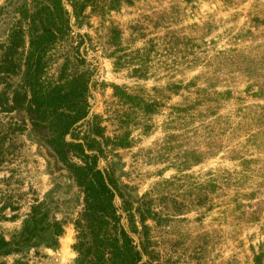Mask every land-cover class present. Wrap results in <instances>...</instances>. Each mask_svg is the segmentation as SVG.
<instances>
[{
	"label": "rangeland",
	"instance_id": "obj_1",
	"mask_svg": "<svg viewBox=\"0 0 264 264\" xmlns=\"http://www.w3.org/2000/svg\"><path fill=\"white\" fill-rule=\"evenodd\" d=\"M46 4L0 0V44L22 10ZM71 25L49 74L69 60L90 76L91 115L113 144L99 169L116 178L115 206L138 247L123 204L140 232L141 212L150 228L142 264H264V0H96ZM18 68L0 73L9 100L23 90ZM115 86L153 111L123 104ZM10 122L24 127L0 163V238H17L37 202L64 233L56 247L48 233L0 264H89L74 250L82 192L24 112L0 114Z\"/></svg>",
	"mask_w": 264,
	"mask_h": 264
},
{
	"label": "trees",
	"instance_id": "obj_2",
	"mask_svg": "<svg viewBox=\"0 0 264 264\" xmlns=\"http://www.w3.org/2000/svg\"><path fill=\"white\" fill-rule=\"evenodd\" d=\"M45 1L47 4L32 14L22 10L19 23L11 30L6 43L0 44L3 49L0 73L9 74L19 65L24 71L22 92H15L12 100L0 93V114L24 112L33 130L45 134L47 146L69 170L82 192L84 211L76 225L80 232L74 247L81 260L89 259V264H142L144 256L152 257L150 228L141 212L140 232L130 204H123L132 233L141 237L138 247L122 226L115 206L119 193L116 178L99 169V161L106 156L105 148L113 144L105 136L102 118L91 115L90 76L87 72H71L69 60L56 76L49 74L53 51L73 33L71 19L78 21L96 0H68L72 12L64 0ZM23 24H27V30ZM114 91L123 104L142 109L144 114L151 113L155 107L120 87L115 86ZM23 127L19 122L0 125V163L7 153L5 144L21 133ZM44 208L40 202L31 208L22 232L12 242L0 238V255H9L36 240H45L48 233L52 234L49 247L58 246L63 227L50 221Z\"/></svg>",
	"mask_w": 264,
	"mask_h": 264
}]
</instances>
